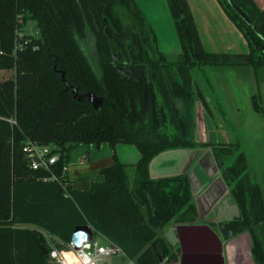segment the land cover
I'll list each match as a JSON object with an SVG mask.
<instances>
[{
	"label": "trees",
	"instance_id": "1",
	"mask_svg": "<svg viewBox=\"0 0 264 264\" xmlns=\"http://www.w3.org/2000/svg\"><path fill=\"white\" fill-rule=\"evenodd\" d=\"M216 1L245 39V53L204 51L186 0H166L180 48L174 60L158 50L135 0H0V70L11 71L0 79V264H47L39 229L66 241L74 226L85 224L134 264L175 260L161 233L194 219L189 179L183 173L151 178L148 163L165 151L197 146L209 147L238 210L224 228L233 235L245 231L252 261L264 264V196L247 173L239 141L194 140L195 103L211 112L193 74L208 66H264V9L231 0L246 24L226 0ZM27 19L38 35L17 38ZM59 71L78 95L92 92L101 105L72 98ZM25 139L57 147L56 174L77 145L131 144L139 159L129 182L112 153L113 163L100 170L102 181L79 191L29 169L21 152Z\"/></svg>",
	"mask_w": 264,
	"mask_h": 264
},
{
	"label": "rangeland",
	"instance_id": "2",
	"mask_svg": "<svg viewBox=\"0 0 264 264\" xmlns=\"http://www.w3.org/2000/svg\"><path fill=\"white\" fill-rule=\"evenodd\" d=\"M145 1V15L147 20L151 23L153 28H156V30L162 34L165 41L163 45L165 49L164 54L167 58L174 60L178 54V49L174 46L175 39L171 21L166 11V0ZM150 13H152V15ZM22 34L29 36L38 35V29L34 20L27 19L25 21L22 28L17 32V38ZM89 51L91 52L90 49ZM10 74V70H0V79L7 78ZM193 76L204 98L209 99V111L211 112V114L207 116L200 106L197 107L196 121L198 124V138L201 140L202 138L204 139L202 127L205 128L204 123H207V129H205L206 135L208 132V137L205 135V141H208V139L209 141H231L237 139L240 144V149L245 156L247 173L257 182L264 196V66L256 70L244 66H208L204 68L203 72H195ZM252 96L256 97L257 110L252 106ZM222 106L224 108H222ZM49 145L55 147L52 144ZM124 148L131 150L132 156L137 152L132 145L119 144L118 151L119 156L123 159L122 161L127 160V158L129 159L128 153H124L125 155L123 154L122 156V150ZM92 150L94 151L92 156H96L97 154V156L100 157L106 154L107 146L103 144L99 149L93 148ZM169 152L171 151L167 153ZM74 153L72 152L70 155ZM129 154L131 155V152H129ZM156 158L158 157L156 156ZM182 160H184L183 165L177 169L163 170L161 167H158V176L156 177L165 176L168 173L169 175H173L176 174L175 171H177V173H183L187 175L192 184L193 194L196 196H203V194H205L203 190L204 186L202 185V188L199 189L193 183L195 181V184H198V179L202 180L205 179L206 176H211L207 182H213V184H210L209 188L214 189L218 187L216 189L218 201L216 200V202L214 201L208 206L215 209L214 205H218L222 198L227 197L228 193L222 185V190L220 189V182L222 184V180L219 171L215 169L208 149L198 148L194 149V152H190L189 150L185 156H182ZM79 169L83 170L81 167ZM125 171L129 182H131L134 175V167L126 165ZM79 174L90 177L92 172L87 170L81 171ZM229 202L232 203L230 198ZM201 206L203 207V204H201ZM206 206L207 204H204L205 208ZM19 226L26 227V225ZM39 231L43 235L49 249L53 248L57 251H63V244L65 241L62 240V238H58L41 229H39ZM240 234L247 235L245 231ZM107 259L110 261V264H121L125 262L126 257L123 255L120 257L109 256ZM48 262L46 257V263L48 264Z\"/></svg>",
	"mask_w": 264,
	"mask_h": 264
},
{
	"label": "crops",
	"instance_id": "3",
	"mask_svg": "<svg viewBox=\"0 0 264 264\" xmlns=\"http://www.w3.org/2000/svg\"><path fill=\"white\" fill-rule=\"evenodd\" d=\"M135 1L137 2L138 6L142 10L147 20V17L145 15L146 1L145 0H135ZM251 1L258 9H264V0H251ZM186 3L192 15L193 21L196 26L197 34L199 37V41L204 51L208 53H214V54H229V55L230 54H241L247 51V45H246L245 39L243 38L242 34L238 31L237 28H235L233 23L228 19V17L222 11V9L220 8L216 0H186ZM166 11L169 16L167 6H166ZM150 14L152 15V13ZM169 19H170V16H169ZM147 22L149 23L153 31V34L155 36L158 50L164 54L165 49L163 45L165 41H164L162 34H160L159 31L156 30V28H153V26L148 20ZM171 26H172L173 36L175 39L174 46L175 48L178 49L177 51L179 53L180 48L177 42V38H176L174 29H173L172 22H171ZM205 100L208 103V107H209L210 105L209 99L207 98ZM198 106H200L199 102L195 103L194 140L197 141L198 143H203V144L215 143V142H224V143L228 142L229 140L228 141H220V140H210L209 141L208 139V141H205L204 139L206 135L207 123H204L206 129L202 127L203 132H204L203 133L204 139L202 138L201 140L198 138V124L196 121V114H197ZM222 108L224 107L222 106ZM206 137H208V132H207ZM103 144L107 146L106 154L100 157L97 156V154L96 156H92V153L94 152L92 149L93 148L99 149L101 145ZM119 144H122V143L116 144L113 149L108 147V145L105 143H101L98 147H92V149L86 145H77V146L72 147L69 150L68 157L66 159L67 167H66L64 187H70L71 189L79 190V191H86V190H89L92 183L102 181L103 178L100 173V170L113 163L112 153L115 154L118 162H120L121 164H124V167H126V165H131V167H134L135 163L139 159V152L135 148L137 152H135V155L132 156V151L129 150L128 148H124L122 150V156L124 153L126 154L128 153L129 159L127 158V160L122 161L123 159H121V157L119 156V151H118ZM126 145H131V144H126ZM198 148L208 149V152L210 155L208 146H197L189 150L190 152H194V149H198ZM189 150H186V149L185 150L184 149L172 150L169 153H167L168 151H165L163 153L157 154L156 156L158 158H156L155 156L148 163L149 177L154 178L158 176L157 175L158 167H161L163 170L180 168L184 163V160H182V156H185V154ZM72 152L73 153L75 152V153L70 155ZM129 152H131V155L129 154ZM82 157H85V158H84V161L81 162ZM80 167L83 168V170H80L79 169ZM87 170H90L92 172V175L90 177H85L82 174H79L81 171H87ZM175 173H177V171H175ZM167 175H169V173ZM210 177L206 176L205 179H202V180L198 179L197 180V182H199L198 184H195V181L193 183L199 189L202 188V185L204 186L206 190L203 188V190L205 191L204 192L205 194H203V196L202 195L196 196L193 194L192 184L189 180L190 188L192 192V202L195 205V217L193 220L188 221V222H183V223H192L197 217H199L198 223H206V221H209L211 218H213L211 216L212 213L208 205L213 203L214 201L212 202V199L218 196V194H216V191H217L216 189L218 187L214 189L209 188L210 184L211 183L213 184V182L211 181L207 182V180ZM202 183H206V184H202ZM221 185L223 186V183L221 184L220 182V189L222 190ZM201 204H203V207L201 206ZM204 204L205 205L207 204L208 206V207L206 206L207 211H206V208L204 207ZM214 212L216 213V210ZM20 225H26V227H32V225L30 224H20ZM87 225L88 224L79 225V226H83V227L86 226V227H89L91 230H93L92 237L96 242H98L99 244H103L106 241H110L109 239L104 237L101 233L95 231L90 225L88 226ZM211 228L215 230V228L213 227ZM245 235L246 234L238 233L236 235H233L232 238L229 240H222L223 241L222 253H223V258H224V264H255L252 261L250 257V253H249V245H250L249 236L248 234L246 236ZM171 249H173L175 258L179 259L178 249L174 247H171Z\"/></svg>",
	"mask_w": 264,
	"mask_h": 264
},
{
	"label": "water",
	"instance_id": "4",
	"mask_svg": "<svg viewBox=\"0 0 264 264\" xmlns=\"http://www.w3.org/2000/svg\"><path fill=\"white\" fill-rule=\"evenodd\" d=\"M230 7L246 23L250 24L248 17L231 0H226ZM252 30L257 33L254 26ZM60 81L64 84V90L70 89L72 98H85L86 101L96 109L101 105V98L92 92L78 95L75 88H70L63 78V72L59 71ZM211 210V218L216 229H212L206 223H198L197 217L192 223H172L162 231V237L166 243L179 251V264H224L222 253V240H229L233 234L229 229H225L223 223L232 220L238 215L237 207L229 202L228 197L220 200L219 204ZM209 210V209H208ZM216 210V213L214 212ZM82 226H74L73 230Z\"/></svg>",
	"mask_w": 264,
	"mask_h": 264
},
{
	"label": "built area",
	"instance_id": "5",
	"mask_svg": "<svg viewBox=\"0 0 264 264\" xmlns=\"http://www.w3.org/2000/svg\"><path fill=\"white\" fill-rule=\"evenodd\" d=\"M21 152L24 155V159L29 169L40 170L48 173L46 176L42 177V180H55L61 187L65 186V174L67 163L65 162L58 174L54 173L52 167L57 163L59 158L58 149L49 144H40L35 140L25 139L21 145ZM85 157H82L84 161ZM88 226V225H87ZM88 234L89 239L85 243L74 247L71 243L70 236H72L77 229L72 230L69 234L68 240L63 244V251H57L56 249H49L47 254L48 264H68L63 256V253H70L73 257L71 264H84L86 260H90V264H110L108 261L109 256H125L121 248L112 243L111 241H106L103 244L96 242L93 237L89 227H83ZM126 257V256H125ZM121 264H134L131 259L126 257L125 262ZM160 264H179L178 259L167 260L162 258Z\"/></svg>",
	"mask_w": 264,
	"mask_h": 264
},
{
	"label": "clouds",
	"instance_id": "6",
	"mask_svg": "<svg viewBox=\"0 0 264 264\" xmlns=\"http://www.w3.org/2000/svg\"><path fill=\"white\" fill-rule=\"evenodd\" d=\"M89 234L84 228H78L75 233L70 236V241L74 247L79 246L82 243H85L89 239ZM84 264H90V260H86Z\"/></svg>",
	"mask_w": 264,
	"mask_h": 264
},
{
	"label": "flooded vegetation",
	"instance_id": "7",
	"mask_svg": "<svg viewBox=\"0 0 264 264\" xmlns=\"http://www.w3.org/2000/svg\"><path fill=\"white\" fill-rule=\"evenodd\" d=\"M223 187H224V185H223ZM225 188V187H224ZM226 189V188H225ZM216 197V196H215ZM227 197H228V195H227ZM229 198V197H228ZM215 200H217L218 201V197H216V198H214ZM214 199H212V202L213 201H215ZM208 207V206H207ZM209 209V208H208ZM206 211H207V208H206ZM231 221V220H230ZM229 222V221H228ZM206 223L209 225V226H211V227H213V228H215L216 229V227H217V224H215V222L213 221V220H209V221H206ZM225 223H227V222H225ZM225 223H223V225H225Z\"/></svg>",
	"mask_w": 264,
	"mask_h": 264
},
{
	"label": "bare ground",
	"instance_id": "8",
	"mask_svg": "<svg viewBox=\"0 0 264 264\" xmlns=\"http://www.w3.org/2000/svg\"><path fill=\"white\" fill-rule=\"evenodd\" d=\"M63 256H64V258H65V260H66V262L68 263V264H71L72 263V261H73V257L71 256V254L70 253H63Z\"/></svg>",
	"mask_w": 264,
	"mask_h": 264
}]
</instances>
